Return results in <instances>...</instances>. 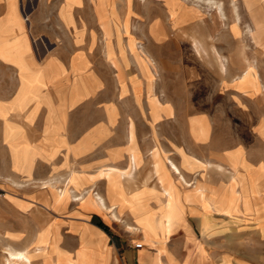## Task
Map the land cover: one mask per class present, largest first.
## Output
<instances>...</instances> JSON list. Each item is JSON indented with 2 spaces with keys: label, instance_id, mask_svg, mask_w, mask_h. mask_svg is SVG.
<instances>
[{
  "label": "crops",
  "instance_id": "1",
  "mask_svg": "<svg viewBox=\"0 0 264 264\" xmlns=\"http://www.w3.org/2000/svg\"><path fill=\"white\" fill-rule=\"evenodd\" d=\"M113 4L116 24L121 25L125 2ZM65 6V0H0V34H6L0 43L7 46L0 53V102L8 111L0 117V141L8 175L22 185L17 188L20 200L55 216L46 224L59 226V247L71 254L79 247L80 234L93 229L106 239L108 264H251L233 255L227 244V222L236 217L264 218V154L225 143L207 115L170 118L174 109L202 105L185 96L168 100L156 85V78L176 68L175 55H167L161 46L185 27L170 19L167 0L131 1L128 23L135 48L130 51L123 36L120 54L112 37L110 58L105 53L104 0H78L71 8ZM189 75L184 70L183 79ZM21 95L27 96L18 103ZM4 119L16 128L17 142L27 145L32 158L29 178L11 167ZM173 119L181 133L170 135L154 127ZM141 123L144 133L137 132ZM170 162L190 187L179 182ZM233 167L241 183L234 184ZM109 170L114 172L107 176ZM250 178L259 195H250ZM43 182L69 187L62 213L46 209L50 194ZM169 182L177 190L180 206L170 212L165 193ZM87 192L104 198L107 205L140 199L137 204L146 205L147 217L143 223L124 221L127 235L119 236L101 213L72 198L79 193L86 198ZM233 192L240 214L231 211ZM12 208L14 219L13 214H23L14 204ZM125 216L131 218L129 213ZM91 219L106 226L108 233ZM37 221L40 218H33L27 235L21 224L6 230L20 233L17 241L28 239ZM202 222H208L207 229ZM137 243L140 248L134 247Z\"/></svg>",
  "mask_w": 264,
  "mask_h": 264
},
{
  "label": "rangeland",
  "instance_id": "2",
  "mask_svg": "<svg viewBox=\"0 0 264 264\" xmlns=\"http://www.w3.org/2000/svg\"><path fill=\"white\" fill-rule=\"evenodd\" d=\"M131 1L124 0L127 12L123 23L118 25L116 24L117 14L114 10V0H104L106 23L103 32L105 53L108 58L113 55L112 37L115 38V46L120 54L124 52L123 36L127 38L126 47L130 51L135 48L133 38L129 34L128 23ZM214 1L219 2L221 8H210L198 0H167L170 19L174 21L175 25H185V27L170 34L165 44L161 46L167 55H175L177 58L176 68L169 71L170 75L156 78L159 80L156 85L165 92L164 95L168 96V100L178 101L187 97V101L192 100V103L202 105L201 108L174 109L169 114L170 118L184 117V115L190 114L207 115L214 120V129L219 138H225V143L231 144L234 148L259 150L264 154V0H258L256 8H247L245 0H236V11L239 17L236 22L230 0ZM65 3L66 8H71L74 3H78V0H65ZM61 8H64V5ZM190 22L191 25L186 26ZM5 35L0 34V41ZM5 48L7 49V46L0 43V53ZM157 50L161 52L160 48ZM184 70L188 71L190 75L183 79ZM152 79L153 76L150 75L149 80L152 81ZM75 83L76 78H74ZM76 95L77 93L74 92V96ZM26 96H19L16 99L17 102L24 101ZM7 113L8 111L0 102V117L5 118ZM145 127L144 124H139L137 132L144 133ZM154 127H162L163 131L170 135H176L177 132L181 133L182 131L174 119L166 122L163 126ZM3 130L4 142L9 148L11 167L19 173L26 174L29 178L32 158L27 155V145L17 142L16 128L7 123L6 119H4ZM22 147L23 149H21ZM233 171L235 172L232 178L234 184L241 183L237 168L233 167ZM113 172V170H109L107 176ZM125 174L129 176V173ZM157 180L162 181L160 176H157ZM70 182L72 181L70 180ZM249 182L250 195H259L260 192L254 187L251 178ZM189 184L186 187H190L191 183ZM41 185L50 194L49 201H46V209L50 208L62 213L69 193L61 197L58 190L62 189L68 192L69 187L58 188L50 182H43ZM19 186H22L21 183L11 180L8 175L7 157L0 141V264H6L5 251L8 246L16 249L28 248L31 264H108L110 249L106 245V239L93 229L80 234L79 247L74 254L64 252L59 247L61 241L59 226L54 225L53 227L52 224H46L49 220H54L55 216L41 206L34 205L33 202L21 201L22 195L17 189ZM168 192L171 193L169 212L176 208L180 209L179 204L176 203L178 193L171 182L166 186V196ZM243 192L246 195V190ZM142 193L144 191L131 197L139 196ZM93 194L87 192L85 199L76 202L101 213L103 219L112 224L114 232L119 236L127 235L123 231L124 221H133L135 224L138 221L143 223V217H147L148 208L146 205L144 203L137 204L142 200L122 199V203L106 204L115 207L119 218L118 222L121 221V223H116L105 211L90 202L89 199ZM243 194L241 196L244 201ZM262 194L264 195V192ZM234 198L235 193L233 192L231 211L239 213ZM13 204L23 213L22 215L13 214L16 215L15 219L10 216L11 213H14L11 210ZM29 207L30 209L27 210ZM126 213L130 214V219L125 216ZM8 218L12 221H9ZM33 218H40L41 223L36 222L35 230L28 239L24 236L17 241L21 234L10 233L6 230L13 223L21 224V227L27 231L25 233L27 235L32 230ZM91 221L94 224L97 223L95 219H91ZM227 225L229 232L227 244L232 248L233 255L251 264H264V218L249 220L236 217L227 222ZM208 226V222H202L204 229H207ZM37 242L44 247V250L39 254L32 248Z\"/></svg>",
  "mask_w": 264,
  "mask_h": 264
},
{
  "label": "bare ground",
  "instance_id": "3",
  "mask_svg": "<svg viewBox=\"0 0 264 264\" xmlns=\"http://www.w3.org/2000/svg\"><path fill=\"white\" fill-rule=\"evenodd\" d=\"M195 1H197V0H195ZM198 1L199 2L202 1L204 4H206L210 8H218V9L221 8V4L219 2H217V1H214V0H198ZM230 3H231V8H233V10L235 12V16L234 17H235V22H236L239 19L237 11H236L237 10L236 9L237 8L236 0H230ZM245 3H246L247 8H256L258 6V0H245ZM170 165H171L170 167L174 171L173 173H176L177 176L179 177V178L177 177L179 179V182L182 185L189 186L190 184L180 174L179 169L172 162H170ZM47 185H50V184H47ZM66 193H69V191L67 192V190H62V189L58 190V194L61 197L65 196ZM71 193H73V192H71ZM169 193L170 192L167 193L168 197L171 196V193L170 194ZM81 195L82 194H79V195H76V196L74 195L75 198L74 197H72V198L75 201H80V200L85 199L84 196L81 197ZM103 199L104 198H101L99 195L93 194V195H91V199H89V200H90V202H92V204H96L97 207H99L101 210L105 211L110 216V218L112 220H114L115 222H118L119 218H118V216H117V214H116V212L114 210L115 207L107 206ZM127 228L131 229V230H134L133 227H130V226H128ZM32 248L34 249V251L37 254L41 253L44 250V247L41 246L39 244V242L35 243ZM28 252H29L28 248L16 249V248H14L12 246L6 247V251H5L6 264H31L32 262H31L30 257L28 256Z\"/></svg>",
  "mask_w": 264,
  "mask_h": 264
},
{
  "label": "trees",
  "instance_id": "4",
  "mask_svg": "<svg viewBox=\"0 0 264 264\" xmlns=\"http://www.w3.org/2000/svg\"><path fill=\"white\" fill-rule=\"evenodd\" d=\"M96 225L98 227H100L103 231H105L106 233H108V229L106 226H104L101 222H97Z\"/></svg>",
  "mask_w": 264,
  "mask_h": 264
},
{
  "label": "built area",
  "instance_id": "5",
  "mask_svg": "<svg viewBox=\"0 0 264 264\" xmlns=\"http://www.w3.org/2000/svg\"><path fill=\"white\" fill-rule=\"evenodd\" d=\"M135 248H140L141 247V244L140 243H137L134 245Z\"/></svg>",
  "mask_w": 264,
  "mask_h": 264
}]
</instances>
